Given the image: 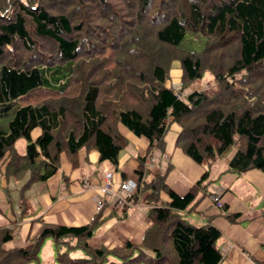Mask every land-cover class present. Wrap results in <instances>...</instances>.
<instances>
[{"label": "trees", "instance_id": "16d2710c", "mask_svg": "<svg viewBox=\"0 0 264 264\" xmlns=\"http://www.w3.org/2000/svg\"><path fill=\"white\" fill-rule=\"evenodd\" d=\"M187 32L204 35L201 50L179 47ZM175 63L182 89L203 77L213 85L179 96ZM0 119V165L21 182L19 218L29 214L25 189L55 174L62 152L74 166L79 149H94L116 166L128 143L119 125L148 142L131 200L149 190L137 244L90 245L99 211L82 225L42 223L20 247H4L13 228L0 225V264L29 263L47 238L58 264H220L219 229L185 212L231 149L227 171L264 173V0H0ZM170 120L180 127L177 147L205 167L181 195L165 174L145 181L146 157L163 150ZM112 208L127 214L126 205Z\"/></svg>", "mask_w": 264, "mask_h": 264}, {"label": "crops", "instance_id": "0c3cea01", "mask_svg": "<svg viewBox=\"0 0 264 264\" xmlns=\"http://www.w3.org/2000/svg\"><path fill=\"white\" fill-rule=\"evenodd\" d=\"M170 74L172 81H178L181 75L179 66H174ZM168 126L170 129L164 136L163 150L153 153L154 167L148 169L145 181H150L154 173L165 174L168 186L181 195L205 167L194 162L175 144L179 125L170 120ZM118 129L128 143L116 166L109 160H99L94 149H79L74 157V166L73 160L62 152L58 171L45 181L31 183L25 189L24 196L30 207L27 210L29 214L22 218H19L21 200L17 199V188L21 182L7 180L4 164L0 165V225L13 228L12 238L4 243L5 248L24 246L27 236L34 234L42 223L82 225L98 211L101 222L88 239L90 245L112 247L126 239L136 244L141 241L143 230L149 224L145 213L149 190L138 194L135 201L131 200L126 205L124 217H117L108 200L98 211L95 208L96 191L93 186L103 183L107 177L111 178L114 188L120 181L136 182L137 156L146 151L148 142L145 138L134 135L122 125ZM38 134V128L31 132L32 138ZM16 149L23 153L24 146ZM229 157L221 158L217 165V160L212 163L208 193L185 214L196 224L210 222L219 229L220 236L215 244L222 256L220 264H264V173L255 168L242 174L229 172L226 170ZM7 186L11 188L8 195ZM212 195L220 197L224 210L216 208ZM160 196L165 201L169 200L164 192ZM116 207L119 212L120 207ZM231 213H239V216L231 221L227 216Z\"/></svg>", "mask_w": 264, "mask_h": 264}, {"label": "built area", "instance_id": "2783aa9c", "mask_svg": "<svg viewBox=\"0 0 264 264\" xmlns=\"http://www.w3.org/2000/svg\"><path fill=\"white\" fill-rule=\"evenodd\" d=\"M171 87L174 89L175 93L179 96H183L180 83L172 81ZM154 163L155 156L153 153H150L146 157L145 166L148 169H152L154 167ZM84 182L88 185L86 180H84ZM93 188L96 191L94 195V202L95 208L98 211L107 200L112 206L115 205L122 207L123 205H129L136 190V182L132 180L120 181L118 187L114 188L112 186L111 178L107 177L103 183L94 185ZM211 200L216 208L221 209L223 207V202L220 200L218 195H212Z\"/></svg>", "mask_w": 264, "mask_h": 264}, {"label": "rangeland", "instance_id": "374dc122", "mask_svg": "<svg viewBox=\"0 0 264 264\" xmlns=\"http://www.w3.org/2000/svg\"><path fill=\"white\" fill-rule=\"evenodd\" d=\"M204 43H205V37H204V35L202 33H200V32H187L185 34V37L183 38V40L180 42L179 47H181L182 49H185V50L199 51V50H201L203 48ZM176 65H178V64L175 63L174 66H176ZM170 77H172L171 74H170ZM178 81H174V82H178ZM211 85H213V84H208L206 82V78L203 77L202 79H199V80L195 81L188 88L182 89V87H181L182 95L185 96L186 93L191 91L192 89L200 90L202 88L211 87ZM180 86H181V84H180ZM0 125L1 126H5L6 125V119H0ZM168 129H170L169 126L167 127V130ZM24 143H25L24 139L20 138L19 140L16 141L15 148H18L20 150L21 148H23ZM232 153H233V149L230 150V152L228 154V157ZM220 161H222V160L221 159H217L215 165H217ZM212 184H213V182H212ZM1 226H3V225H1ZM55 253H56L55 252V247L53 245L52 240L50 238H47V239L44 240V242H43V244H42V246H41V248L39 250L37 258L34 259V260H31L27 264H58V262L54 258L55 257Z\"/></svg>", "mask_w": 264, "mask_h": 264}]
</instances>
